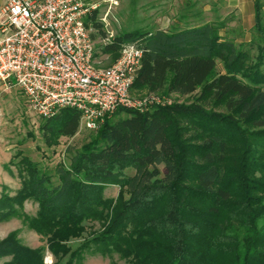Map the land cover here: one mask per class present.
<instances>
[{"label": "trees", "instance_id": "trees-1", "mask_svg": "<svg viewBox=\"0 0 264 264\" xmlns=\"http://www.w3.org/2000/svg\"><path fill=\"white\" fill-rule=\"evenodd\" d=\"M97 11L84 22L98 31ZM257 54L226 40L222 23L130 30L102 44L114 62L122 46L142 49L131 94L192 96L190 103L119 108L68 165L50 172L18 152L21 187L0 195V221L21 219L45 238L31 248L11 231L2 264H82L86 252H115L131 264H264V18L254 1ZM103 38L106 37L102 32ZM222 71H217V64ZM43 119V118H42ZM47 148L74 136L80 112L43 119ZM89 130V131H92ZM163 166L164 171L160 166ZM132 169L128 175L125 170ZM117 186L118 195L105 189ZM37 204L33 216L24 203ZM86 222L99 227L83 236ZM82 242L71 248V239Z\"/></svg>", "mask_w": 264, "mask_h": 264}, {"label": "built area", "instance_id": "built-area-1", "mask_svg": "<svg viewBox=\"0 0 264 264\" xmlns=\"http://www.w3.org/2000/svg\"><path fill=\"white\" fill-rule=\"evenodd\" d=\"M99 8L96 0H8L1 5L0 92L17 88L43 119L62 108L76 109L86 130L97 129L121 107L147 111L165 105L164 98L131 96L143 53L135 43L122 46L111 65L96 64L84 20Z\"/></svg>", "mask_w": 264, "mask_h": 264}, {"label": "rangeland", "instance_id": "rangeland-1", "mask_svg": "<svg viewBox=\"0 0 264 264\" xmlns=\"http://www.w3.org/2000/svg\"><path fill=\"white\" fill-rule=\"evenodd\" d=\"M97 11V21L101 24L98 31L89 26V34L92 38L95 50L96 64L109 66L113 62L110 56L102 54L100 47L121 32L130 30H171L173 27H185L187 25H200L205 22H219L223 24L220 29L224 39L233 41L243 50H247L251 57L257 54L258 37L253 29L254 15L253 5L255 0H113L106 4L102 0ZM261 3V14L264 18V0ZM102 32L106 37L103 38ZM217 71H222V64L218 62ZM135 99L148 100L154 97L157 100L164 98L165 105L172 103H190L192 96H179L169 94H139L133 91ZM159 98V99H158ZM156 106V105H154ZM125 113L112 114L117 118ZM44 120L29 109L28 102L17 88L0 92V195L2 192L13 195L21 187L14 163L19 159L15 157L18 152L26 154L34 163L47 171H52L57 164L68 165L70 158L79 151V148L88 143L94 130L89 131L82 127L72 137H62L57 146L47 148L41 138L40 127ZM164 171L163 166H160ZM132 175V169L125 170ZM117 186H109L105 189L106 197L116 198ZM37 204L31 200L24 203L23 210L33 216L37 213ZM87 236L99 227L98 223L86 222ZM11 231H17L18 239L31 248L46 247L45 238L38 236L21 219L11 217L0 221V239L5 238ZM82 242L81 238L71 239L68 244L75 248ZM45 264H52L54 258L46 248L44 250ZM10 258H1L0 264L9 261ZM67 258L61 260L64 264ZM82 264H131L112 252L102 255L98 251L86 252Z\"/></svg>", "mask_w": 264, "mask_h": 264}, {"label": "crops", "instance_id": "crops-1", "mask_svg": "<svg viewBox=\"0 0 264 264\" xmlns=\"http://www.w3.org/2000/svg\"><path fill=\"white\" fill-rule=\"evenodd\" d=\"M8 0H0V6L5 4Z\"/></svg>", "mask_w": 264, "mask_h": 264}]
</instances>
